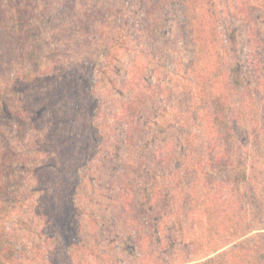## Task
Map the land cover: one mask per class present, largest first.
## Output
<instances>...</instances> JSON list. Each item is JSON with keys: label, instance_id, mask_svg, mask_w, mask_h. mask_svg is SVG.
I'll list each match as a JSON object with an SVG mask.
<instances>
[{"label": "rangeland", "instance_id": "rangeland-1", "mask_svg": "<svg viewBox=\"0 0 264 264\" xmlns=\"http://www.w3.org/2000/svg\"><path fill=\"white\" fill-rule=\"evenodd\" d=\"M0 7L12 19L9 27H16L21 37L23 59L30 57L26 48L41 40L40 66L36 70L26 66L24 77L52 81L59 68L52 66L53 61L63 63L69 67L64 76L71 68L79 71L71 76L69 90L83 88L87 76L100 105L98 113L87 118L82 111L71 118L74 108L53 119L48 112L39 123L40 133L28 131L23 141L5 138L19 149L42 141V153L35 157L40 158L44 174L20 170L15 176L18 182L6 186L14 196L0 193V240L5 246L15 244L20 264H192L183 262L188 257L198 261L208 241L219 235L231 236L229 247L235 249L251 236L247 243L251 247L264 244V70L250 62L247 42L255 29L264 43V0H3ZM20 18L26 21L24 26ZM85 23L93 26L87 40L81 33ZM30 25L42 32L36 42ZM100 48L103 56L98 59ZM229 64L240 68L246 83L260 81L258 90L252 89L259 100L256 122L244 126L240 118L236 139L229 143L235 150L228 161L231 170L226 171L220 162L221 148L214 147L213 155L200 128L194 133L192 154L182 159L179 124L197 128L190 106L201 111L210 104L195 83L201 77L213 78L220 71L216 67ZM15 66L6 81L12 82ZM31 84L26 79L22 89ZM242 100L243 91L235 92L229 103L243 109ZM92 125L96 131H91ZM55 131L67 135L65 140L79 150L94 147L79 174L62 171L63 161L76 157H60L63 146L55 147L57 135L47 139ZM243 141L249 179L257 187V199L250 202L244 193L250 187L243 182ZM64 175L69 176L71 191L77 188L78 210L69 225L81 224V238L88 243L75 240L73 258L67 240L71 227L66 234L56 232L45 226L39 214L44 196L57 200ZM6 179L0 176L1 183ZM243 201L251 223L262 228L240 237L231 232L234 220L225 212L230 210L240 219L239 212L243 218ZM213 202L220 204L212 215L218 232L210 228L206 211ZM240 257L241 261L251 258Z\"/></svg>", "mask_w": 264, "mask_h": 264}, {"label": "trees", "instance_id": "trees-1", "mask_svg": "<svg viewBox=\"0 0 264 264\" xmlns=\"http://www.w3.org/2000/svg\"><path fill=\"white\" fill-rule=\"evenodd\" d=\"M2 3L3 0H0V5ZM71 6L75 7L74 4H70V7ZM2 11L4 10L0 7V168H2L3 170L0 173V176L7 179L5 182H0V193L1 191H4V193H7L9 198H12L14 196V191L10 193L7 192L6 186L10 185L9 183L14 185L18 182L15 176L19 173L20 170L25 169V171H31L33 173V176L34 174L43 175L44 171L43 174L40 171V158L36 159L35 157L36 153H42V145L40 144V142L42 141L38 139L34 140L30 143L31 146L29 144V146H26V148L22 145V148L19 149L16 144H12L10 142L11 138L13 136H16L19 141H23L26 138L28 131H35L36 134L37 132L40 133L43 128L39 123L43 120L44 116L48 114V112H50L49 116H52L49 119H53L54 117L59 118L58 114H68L69 109L74 108V112L76 113L73 114L71 118L78 117L76 114L79 111H82V114L87 118V116L89 117V114L95 116L98 113V108L100 105L97 101L98 99L96 97V94H94V83L93 81L90 82L87 76H84L86 79L83 88L76 91L69 90V87H72L73 85L71 76L74 77L78 75L79 71H73V69L71 68L70 71L72 72L64 76V74L69 71V67L67 65H62L63 63H57L53 61L55 64H53L52 66L59 68L55 72L52 81L48 80L47 82H45L44 79H38L37 76L24 77V73L22 72H25L26 66H32L33 70L38 69L40 66L39 58L42 54L40 49L41 40L38 39L37 44L32 43L29 47L26 48L25 52H27L30 57L28 60L23 59L24 56L22 55L24 54V46L21 47L19 45L21 37L17 34L16 27H9L8 20L12 21V19L6 18L7 16H4ZM21 18L19 22L22 24V26H24L26 24V21ZM84 25L85 26L83 27V30H81V33L86 35L85 40H87L90 34L93 33V26L89 23H85ZM30 27L31 29L29 30V32L32 33L35 40L34 42H36L37 37L39 35H42V32L39 31V28H36L34 25H30ZM258 33L259 31L257 32V30L255 29L251 31L249 37L247 38V42L249 44L251 55L250 62H252L255 67H259L263 71L264 43L262 39L257 38V36H260V33L259 35ZM17 45L19 53L17 52ZM100 50L103 51V48L98 49V54L96 55V58L98 59H101L103 56ZM20 55L22 57H19ZM87 58L91 59V57ZM14 64L18 67H16ZM12 65L15 67H13V80L12 82H10V79L6 81V78L9 77V71ZM234 67L235 66L229 64L228 66L223 67L224 69H222V65H219L216 68H219L220 71L215 72L213 78L201 77L202 80L199 79V81L195 83V89L198 91V93L202 95L204 94V100H208L207 102L210 105L208 107L205 105L203 108H201V111H197L196 108H192V105L190 106L191 108L189 109V113H193L195 122L197 121L196 129H192V127L186 128L184 124H179L181 125V129L183 131L184 150L181 155L182 159L186 158L188 160L190 155L192 154V150L194 149L195 145L194 133H196V131L199 130L198 128H200L201 132L203 131L205 134L207 146L211 149L213 155L214 152L216 154V151H214L216 147L221 148V152H219L220 162L224 164L226 171L231 170L228 161H230L232 154H235V150L231 148L232 146L229 143L233 141V139H236V134L239 129L238 122L240 118L243 117L244 122H246L244 123V126L249 124L250 121L255 124L258 114L259 100L256 94L253 93L252 89L258 90V84L260 81V79L257 77V81L249 80V82L247 81L248 83H246V81L241 78L240 68L239 70H235ZM51 70H53V68ZM26 79L29 80L32 84L24 86V88L22 89L24 82H26ZM253 82L255 83V88H252L251 83ZM34 84H36L37 86L36 92H33V89L35 88ZM43 91H45V93H43ZM242 91L243 100L242 104L241 102L240 104L243 105V109L239 105H231L229 103L230 97L233 93L241 92L242 94ZM10 92L12 95L8 97V94H10ZM23 96L26 97V99H24ZM60 102L63 104L60 105ZM95 118L96 117H94V123L97 122ZM89 127L91 131L97 130L95 125ZM7 130L11 131L10 135H8L9 133L7 132ZM55 135H57V144L55 145V147L59 148L60 146H63L61 149L60 157L66 154V156L69 158L76 157V161H63V163L61 164L63 166L62 171H68L72 173L76 172V174H79V172L82 170L81 166H83L85 160L89 158L88 154L93 152L94 147H89L86 151H83L82 149L79 150L77 146L74 147L73 142L68 143V141H66L69 140V138L66 137L67 135L63 136L56 131L51 134L48 133L47 139H53ZM6 137H10V140H8L7 143L5 141ZM39 139H41V137H39ZM217 144H223L224 146L220 147L217 146ZM240 148L241 147H239V149ZM246 151L248 150H245L243 141V160H246L243 161V182L247 183L246 186L250 187V192L246 191L244 193L247 194V199L250 202L257 199V187L252 185V178L249 179L250 174L247 171V168L249 166L247 162L248 153ZM44 153L46 152L44 151ZM234 176L230 175L229 178H233ZM68 177L69 176L64 175V181L62 183V185L64 186L62 187L61 185L60 190L56 191L57 200L53 201L54 196L52 195H46L42 198L44 199V201L41 204V209L39 212L41 221L45 224V226L56 232L58 231L61 234H66V230L69 229V226L71 227V224L69 225V223H71L75 219V212L78 210V206L74 200L77 188L74 191H71L72 184L71 182L69 183ZM235 178L237 177L235 176ZM258 178L259 176L255 177L254 182H256ZM40 181L42 184V180H38L37 182ZM59 182L61 183V178L59 179ZM212 204L214 205H211V207H209L210 211L208 210L209 208H207L206 211L209 217L208 221L210 224V228L217 231V225L214 222V220L216 221V218H212V215L219 210L220 204L218 202H213ZM221 205L226 207H228V205L229 207L232 206V204H230L229 202H222ZM228 212H230V210L225 212L227 217H230L234 220L233 227H230L231 232H233L234 234H238L240 237L249 235L255 230H259L260 228H262H255L251 223V212L249 207L245 205V202L243 206V218L239 212L237 213V211L236 213L241 217L240 219H236L235 217H233V215H231V212ZM221 225H223L222 229L228 230L229 226L226 223H221ZM82 230L83 226L80 224L78 225V227H71L69 232L67 231V234L70 237L67 240L69 249H71L69 250L68 255H70L71 258H73L75 252V240H79L78 242H81L83 245L88 246V243H84L83 238H81ZM73 233H75L76 235L73 236ZM219 236L216 237V239H213V241H208L206 245L207 248L204 251L205 253H203L204 255L201 254L197 258L200 261L198 260L195 262L194 259H189L188 257L183 263L192 262V264H264V244L260 243L259 245L257 244L253 247L247 244L254 236L243 240L236 249L229 247V245L232 243L231 236ZM76 237L78 239H76ZM72 249L73 255L71 252ZM255 249H259L257 254L253 253ZM92 251L93 249H91L89 252ZM246 255L251 258H248L247 260L243 259L241 261L240 256L244 257ZM99 256L100 255H96L97 258H99ZM202 258H204V260H201ZM5 263L20 264L17 258L15 244L11 243V246H5L0 240V264Z\"/></svg>", "mask_w": 264, "mask_h": 264}]
</instances>
